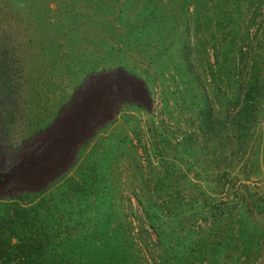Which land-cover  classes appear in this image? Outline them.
<instances>
[{"label": "rangeland", "instance_id": "374dc122", "mask_svg": "<svg viewBox=\"0 0 264 264\" xmlns=\"http://www.w3.org/2000/svg\"><path fill=\"white\" fill-rule=\"evenodd\" d=\"M71 84L90 142L5 171L0 264H264V0H0L3 135Z\"/></svg>", "mask_w": 264, "mask_h": 264}, {"label": "flooded vegetation", "instance_id": "af4514ba", "mask_svg": "<svg viewBox=\"0 0 264 264\" xmlns=\"http://www.w3.org/2000/svg\"><path fill=\"white\" fill-rule=\"evenodd\" d=\"M51 128L31 137H23L17 142H13V137L3 135L4 131L0 129V181H3L5 171L11 169L19 155H57L64 150L62 144L54 150V130L49 140L43 139Z\"/></svg>", "mask_w": 264, "mask_h": 264}, {"label": "crops", "instance_id": "0c3cea01", "mask_svg": "<svg viewBox=\"0 0 264 264\" xmlns=\"http://www.w3.org/2000/svg\"><path fill=\"white\" fill-rule=\"evenodd\" d=\"M81 79L82 78H80V80ZM80 80L78 82H80ZM52 86L54 87V83L52 84ZM74 86H75L74 84L73 85L71 84L68 87H64L62 92H59V90H57L53 94L54 97H52L51 104L54 102V118L52 120H50L51 123L46 127V129L49 128V127H53L54 128V139H57L56 143H58V141H59V144L64 143V139L63 138L65 136L69 135L64 130V128H66L67 126H65L63 121L60 120V119H61L62 113H64V111L68 110L69 107H70V104H71L70 98L74 99V97H72V96H74L75 91H76ZM56 87H58V86L56 85ZM75 126L78 127V125H75ZM43 130H45V129H43ZM28 135L29 134H25L24 136H21V138L28 137ZM90 138L91 137L89 135L84 140H82L80 142L81 144H79V145H82V146L76 147L75 150L71 151V150L64 149V150H62L61 153L59 152L57 155H77L78 154L77 152L85 149L84 145L86 143L90 142Z\"/></svg>", "mask_w": 264, "mask_h": 264}, {"label": "trees", "instance_id": "16d2710c", "mask_svg": "<svg viewBox=\"0 0 264 264\" xmlns=\"http://www.w3.org/2000/svg\"><path fill=\"white\" fill-rule=\"evenodd\" d=\"M2 236H3V235L0 234V261H2L3 258H5V256H3V253H2V251H1V249L6 245V244H5V243H6V240L3 239Z\"/></svg>", "mask_w": 264, "mask_h": 264}]
</instances>
